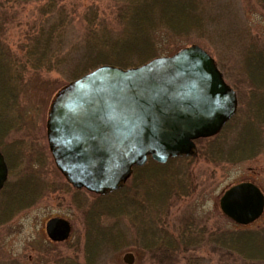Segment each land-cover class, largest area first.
<instances>
[{
    "label": "rangeland",
    "instance_id": "1",
    "mask_svg": "<svg viewBox=\"0 0 264 264\" xmlns=\"http://www.w3.org/2000/svg\"><path fill=\"white\" fill-rule=\"evenodd\" d=\"M117 1L61 0L60 3L66 7L69 15V24L61 35L62 40L59 44L61 59L63 57L60 61L62 71L34 70L27 67L20 81L16 82L12 79L7 81L6 76L0 79L4 100L1 103L2 106L0 104V151L5 156L6 164V156L8 158L10 166L8 170L12 175L27 173L40 175L7 176L6 183L0 191V264H54L56 260L72 256L86 264H127L122 258L128 252L133 254L132 264H159L151 254L152 252L138 244L142 243L144 246L152 238L153 228L151 227H154L155 222L151 204L159 203L165 197L164 202L168 205L167 213L165 212L164 215L161 213L160 221L164 217L162 227L165 225L169 228V234L173 228L186 221L221 230L245 229V227L254 229L264 226V211L253 223L241 226L224 216L218 206L222 192L239 181H253L264 194V153L253 155L242 162L233 160L236 155L242 156L245 151L255 148L252 146L253 143H249V135L253 133V128L245 125V149L238 151L233 146L225 147L227 140L235 134L233 133L234 124L243 122L246 115L248 116L251 110L257 108L263 101L257 100V95L251 92L252 84L256 85L259 81L245 76L241 57L236 54L239 48H235L232 42L222 43L218 37H215V42L211 43L209 40L208 42L198 36L199 27L197 26L186 30V34H190L186 42L184 38L181 39V36L186 34L171 35L163 30L157 34L158 43L155 45L157 56L171 55L182 47L196 44L215 60L225 82L236 91L238 101L236 119L232 121L225 134L219 135L216 140H210L212 136L196 139L194 141L195 156L171 158L164 164L157 163V166L149 163V166L144 167L145 163L135 172L132 171L129 177L130 179L133 176L130 195L134 196L135 205L143 210L136 212L131 221L133 223L130 225V222L127 230L125 227L128 224L123 222L125 226L123 238L114 248L106 249L107 253L99 257L90 252L92 256L97 257L91 258L90 256L84 257L81 252H78L82 244L89 241L86 218H88L89 204L96 201L95 195L97 194L85 189L73 188L56 168L46 139V116L55 92L71 81L68 78L70 73L68 74L66 70L78 54L84 49L94 50L101 47V39L105 36L103 28H106L115 41L124 33L121 32V24L116 19ZM213 1L217 5L221 4L220 7L230 13L227 15L228 20L222 17L225 26L235 31L236 19L241 26L245 25L250 30V34L256 37H254L256 41L258 39L259 43L264 46V9L258 7L255 0ZM37 8L38 2L20 1L5 3L0 10V41L13 56L24 55L37 37L40 25H43L45 21L50 22L46 20L48 16L41 15ZM89 8L97 10L96 29L98 33L92 38L83 39L86 33L83 14ZM215 8L217 9L218 6ZM173 14L175 16L169 19L178 20L181 17V12ZM163 15L172 14L164 12ZM193 17V15L190 16V18ZM220 28L221 26H218L215 33L218 34ZM126 32L129 33V30ZM125 41V39L122 40V42ZM132 46L135 45H127V52L118 48H113L111 51L106 49L100 58L114 60L115 57L133 59L134 56H141L136 54L135 47ZM132 48L134 50H131ZM9 84L10 93L16 100L10 110V115L5 109L6 103L13 102L5 93L9 89ZM14 120L16 124L11 127L12 123L9 124V121L14 122ZM217 145L220 146L216 148ZM219 152H225L227 155L219 158ZM204 154L214 158L210 161L211 158H206ZM181 176H186L185 180L188 179L185 181V186L192 179L194 189L182 197V194L175 192L172 195V197L176 195L175 198L169 203L166 191L171 185H176L175 190L183 191L179 189L183 187L180 186L183 178ZM27 177L34 180V185L27 186V181H30ZM129 179L125 184H129ZM145 184L147 189L142 187ZM153 186H157L158 191L151 190ZM27 194L32 196L31 203L25 202L22 198ZM51 217H62L70 222V235L65 241L53 242L48 239L45 222ZM157 226L161 224L158 223ZM142 227L146 230L139 229ZM122 241H126L127 245L120 249L118 246ZM262 246L259 251L264 252V245ZM200 257L203 258L202 262L198 259L200 264H224L223 262L227 261L221 260L218 253L207 245L179 254L173 264H187L186 258ZM162 264H168V262L165 261ZM260 264H264V259Z\"/></svg>",
    "mask_w": 264,
    "mask_h": 264
},
{
    "label": "water",
    "instance_id": "2",
    "mask_svg": "<svg viewBox=\"0 0 264 264\" xmlns=\"http://www.w3.org/2000/svg\"><path fill=\"white\" fill-rule=\"evenodd\" d=\"M237 110L235 91L215 60L191 44L134 67L100 65L60 87L46 116V139L58 171L75 189L104 195L120 189L147 157L165 163L196 155L194 141L216 135ZM0 152V189L7 178ZM221 213L246 226L264 210L257 185L223 191ZM70 222H45L50 241H65ZM132 264L133 254L123 255Z\"/></svg>",
    "mask_w": 264,
    "mask_h": 264
},
{
    "label": "trees",
    "instance_id": "3",
    "mask_svg": "<svg viewBox=\"0 0 264 264\" xmlns=\"http://www.w3.org/2000/svg\"><path fill=\"white\" fill-rule=\"evenodd\" d=\"M20 1L38 2V12L41 15L48 16L46 20L50 22L48 23L45 21L43 25H40L37 37H35L32 44L29 45V48L21 57L13 56L3 47L0 41V79L6 76L7 81H10V79L16 82L20 81L22 79V73L27 70V67L34 70L44 69L46 71H62L60 61H62L63 57L61 59L59 44L62 40L61 35L69 24V15L66 7L60 3L61 0H1L0 10L4 7L5 3ZM255 2L258 7L264 9V0H255ZM220 5L221 4H215L212 0H118L115 9L116 19L121 24V32L124 33L115 41L113 36L107 32L106 28H103V30H105V32H103L105 36L101 39V47L94 50L84 49L83 52L78 54L69 69L66 70L68 74L70 73L68 78L69 80L76 79L103 64L121 66L123 68L143 64L157 56V47L155 45L158 43L157 34L159 32L164 30L171 35H183L187 33L186 30L190 27L197 26L199 27L197 29V34L199 33L198 36L204 38V40H209L213 43L215 42V37H218L222 43L232 42L235 48L238 47L239 52L237 51L236 54L241 57L242 69L245 76L249 79L255 78V81H259L256 85L252 84L251 92L257 95V100L263 101L257 108L255 107L254 110H251L250 114L247 113L248 116L246 115L243 122H236V124H234L233 133L235 132V134H232L230 139L227 140L225 147L233 146V148L238 151L245 149V125H249L253 128V133L249 135V143H253L252 146L255 148L245 151V154L242 156L236 155L233 160L242 162L245 161V159H250L253 155L264 153V46L262 43H259L258 39L256 41L254 39L255 36L253 37L250 34V30H248L245 25L241 26V23L236 19L235 22L238 27H235V31L225 26L222 17L228 20L227 15L229 12L225 11ZM215 6H218V8L216 9ZM164 12L172 15H163ZM179 12H181V17H179L178 20L169 19V17L171 18L172 16L173 18L175 16L173 13L176 14ZM191 15L194 17L190 18ZM161 16H163V18H161ZM184 16L186 17L185 19ZM97 19L98 14L96 9L89 8V10L83 14V20L86 26V33L83 39L92 38L98 33L96 29ZM218 26H221V28L217 34L215 32ZM125 30H129L130 34ZM214 34H217V36H214ZM189 36L190 34H186L183 37L181 36V39L184 38L183 40L186 42L189 40ZM123 39L126 41L122 42ZM128 44L135 45L132 46L135 47V50L133 48L131 50H134L137 55L141 56H134L135 58L133 59L129 57L123 59L115 57L114 60L111 58H100L104 54L103 52H106V49L111 51L113 48H118L121 51L127 52ZM142 47L145 49L142 50ZM140 50L141 52H139ZM5 93L8 94L7 97L9 99L13 100V102H9V104L6 103L5 106L6 113L10 115V110L13 105H15L14 101L16 102L15 97L10 93V84L9 89L6 90ZM3 101V90L0 87V104L3 103ZM235 115L224 125L218 134L209 139L216 140L219 135L225 134L232 121L236 119ZM15 120L14 122L9 121V124L12 123L10 125L11 127L16 124ZM218 142L221 143L220 141ZM218 146L220 145H217L216 148ZM218 154L219 158H223L227 155L225 152H219ZM203 156L208 159L211 158L210 161L214 158L211 156H209V158L205 154ZM6 160L8 164L9 161L7 156ZM149 163L153 166L158 165L149 158L144 167L149 166ZM9 168L10 166L8 164V169ZM139 168L140 167H134L133 172ZM181 177L183 178L181 182L182 185L180 186L183 187H178L185 192L175 190L176 185L173 184L174 186L171 185L166 191L168 199L172 197L175 192L184 196L193 191L194 186H185V181L188 180H185L184 177L186 176ZM27 178L30 180L27 181V186L29 187L30 184L34 185V180L30 177ZM131 178H133V176ZM131 178L128 181L129 184L126 183L120 189L104 195H95L96 201L89 204L88 218H86L89 241L88 243L85 242L82 244V248L78 251L81 252L84 257L90 256L91 258H97L96 256H92L91 253L100 257L102 254L107 253L106 249L109 247L114 248L118 241L124 236L125 226L123 222L125 221L128 224L125 227L127 230L136 212L143 210L135 205L134 196L130 195V190L132 188ZM168 178L170 179V177ZM144 181L148 183V181ZM142 187L147 189L146 184ZM156 187L153 186L151 190L158 191ZM22 198L25 202L31 203V195H23ZM165 199L163 201L161 200V202H159L160 204H151L154 210L153 216L155 222L154 227H151L153 228L152 238L147 242L148 244L144 243V246L142 243L138 244L149 252H152L151 254L156 258L157 263L162 264V262L167 261L168 264H173L179 254H184L194 249H200L202 246L207 245H209L214 252L218 253L221 260H227L223 262L224 264H260L261 260L264 259V252L259 251V248L264 245V226L254 229L245 227V229L221 230L199 226L196 223L192 224L186 221L173 228V231L169 234L170 229L165 225L162 227L164 217L160 221L161 213H163V215L165 212L167 213L166 210L168 205L164 202ZM132 223L133 222H131L130 225H132ZM158 223H160L161 226H157ZM139 229L142 231L146 230L144 227ZM126 245V241H122L118 248L120 247L121 249ZM200 260L202 262L203 258ZM186 262L187 264H200L198 259L193 258H186ZM54 264L86 263L83 261L80 262L75 256H72L61 258L59 261L56 260Z\"/></svg>",
    "mask_w": 264,
    "mask_h": 264
},
{
    "label": "flooded vegetation",
    "instance_id": "4",
    "mask_svg": "<svg viewBox=\"0 0 264 264\" xmlns=\"http://www.w3.org/2000/svg\"><path fill=\"white\" fill-rule=\"evenodd\" d=\"M1 152V154L3 155V157L5 158V156H4V154H3V152L2 151H0ZM7 170H8V165H7ZM6 176H40V175H37V174H34V173H27V174H17V175H12L9 171H7V175ZM7 180V179H6ZM243 181H245V180H243ZM239 182H241V181H239ZM238 182V183H239ZM251 182H253V181H251ZM6 183V181L4 182V184ZM189 184L188 185H190V186H193V181H192V179H190L189 180V182H188ZM254 183V182H253ZM4 184H3V186H2V188H1V190L3 189V187H4ZM236 184V183H235ZM231 186V185H230ZM229 186V187H230ZM0 190V191H1ZM183 195H181V197H182ZM175 198V196L174 197H170L168 200H169V203L171 202V200L172 199H174ZM197 259H201V257L200 258H197Z\"/></svg>",
    "mask_w": 264,
    "mask_h": 264
}]
</instances>
